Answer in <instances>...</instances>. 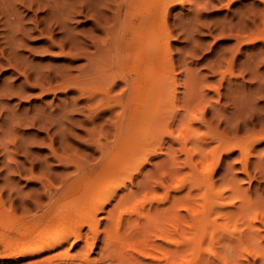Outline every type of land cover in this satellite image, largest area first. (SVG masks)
Returning a JSON list of instances; mask_svg holds the SVG:
<instances>
[{
    "label": "rangeland",
    "instance_id": "rangeland-1",
    "mask_svg": "<svg viewBox=\"0 0 264 264\" xmlns=\"http://www.w3.org/2000/svg\"><path fill=\"white\" fill-rule=\"evenodd\" d=\"M176 1L169 2L166 23L170 33L168 49L157 54V63L163 62L165 77L171 74L177 80L175 93L179 95V113L171 123L172 135L177 134V125L182 122L180 114L189 103L190 107L192 105L191 113L195 116L190 114L191 118L185 120L187 127L192 129L187 132L195 131L190 132V135L199 133L201 140L198 141L208 151L224 136L230 139L229 146L245 143L251 137L264 136V2ZM125 2L127 3L126 0H0V264H33L64 247L75 254L82 245L80 241L73 245L66 243L64 247L44 251L39 255L24 256L13 255L4 243L8 238H22L20 229L27 219L37 215L41 208H47L50 197L57 193L59 195L61 192L59 197H68L69 199L61 202L68 204L72 202V196L87 197L90 192H96L98 179L92 178L80 181L91 183L89 186L86 182L88 190L85 194H82V189L66 194L64 188L79 177L81 168L86 169L101 162V153L97 148L99 140L106 143L114 139L112 123L115 114L119 112L118 103L122 97L119 94L125 87L121 80L114 78V73L117 74L118 68H127L129 60L125 58L126 54L117 57L119 54L114 53L112 46L123 16L125 17ZM140 2L138 1V7L145 9L148 0ZM155 23L160 25L158 20ZM161 28L163 27L160 26ZM116 63H122L120 65L123 66ZM185 96L191 98L186 106ZM173 136L164 135L160 151L150 157L134 178L133 184H129L128 189H122L119 195L130 190H142V194L146 192L150 197H167V191L172 190L168 186L172 185L171 172L178 169L180 176H187L190 169L184 165L186 156L181 150L182 144L173 139ZM188 140L186 147L195 144L193 138ZM250 140L247 141L248 144H251ZM219 150L221 148L211 153L206 161L212 162V165L207 164L210 170L208 172L213 171L210 173L213 181L210 180L215 189L224 186L230 188L228 190L225 187V196L229 192L234 194V197H231L232 194L228 196L235 205L240 206L243 203L240 200L248 199L256 204L254 210H261L253 221V226L255 224L254 227L259 228V248H264V140L255 144L248 155V173L242 171L243 156L240 150L234 149L230 153ZM195 158L198 159V156ZM202 166L199 162L197 170ZM202 175L203 173L199 179L205 181L202 180V183L199 180V184L204 186L197 188L198 191L194 190L189 195V200H192L191 204L195 202L193 207L201 204L206 210L212 200L204 197L206 193L202 196L204 191H208L205 182L209 183L207 178H203L205 174ZM91 180L95 181V186ZM236 186L241 191L239 195ZM243 192L247 195L242 197ZM183 195L187 196V188L172 190L169 197H186ZM229 197L227 199L231 200ZM237 205H228L224 211L228 209V212H236V207H239ZM201 207L198 205L194 208L202 210ZM249 210L239 212L236 216L240 215L241 221L237 219L235 223L215 212L213 216L211 211L206 210L208 215H212L208 216L205 211L207 218L200 214V223L211 240L203 235L194 250H187L186 257L189 256V260L193 257L191 262L208 258V261L217 264L220 261L215 260L216 257L213 260L211 253L217 252L219 247L225 256L227 254L226 257H231L228 264H264L252 253L256 243L249 242L247 246H252L248 247L247 252L237 251V248L227 250L224 245L229 242V236L235 241L238 230L240 232L245 229L247 232L246 218ZM182 212L187 214L185 210ZM243 219L245 224L241 223ZM188 220L189 225H196L190 215L187 222ZM231 221L233 227L229 225ZM105 223V218H101V229ZM194 226L188 227L192 229H188L189 233L186 232V235L192 236L195 233ZM84 231L88 232L87 227ZM212 233L221 235L212 239ZM101 239L102 235L90 253L93 258L99 257ZM220 240L228 252L222 250L224 246ZM232 251L234 254L237 252L236 256L231 254ZM238 255L242 257L239 258Z\"/></svg>",
    "mask_w": 264,
    "mask_h": 264
},
{
    "label": "bare ground",
    "instance_id": "bare-ground-1",
    "mask_svg": "<svg viewBox=\"0 0 264 264\" xmlns=\"http://www.w3.org/2000/svg\"><path fill=\"white\" fill-rule=\"evenodd\" d=\"M126 1V6L124 5V8H126L125 17L122 15L123 20L119 25V29L117 28L118 32L115 43L113 46L111 44L112 48L114 47L113 49H115L114 53L119 54L117 57H120V54H126L125 58H128L129 60V62L126 60L128 62L127 68H118L117 74L114 73L115 76L113 75L114 78L117 77L121 80L123 87L125 86L119 94V97L122 96L118 103L119 112L115 114V120L112 123L114 129V133L112 134L114 139L112 141H107L106 143L99 140L103 143H97V148H99L101 153V162L95 166L91 165V167L89 166L86 169L81 168L82 170L80 169L81 174L79 177H77V179L75 177L76 180H73L72 183L64 188L66 189V194H73L81 189L83 191L82 194H85L88 190L87 186H90L91 183L86 181L87 184L89 183L86 185V182L80 183V181L85 178H92L96 180L98 179L96 183L97 188L95 187L97 190L93 193L90 192L91 190L89 191L91 197H88V194L87 197H70V199L73 198L71 199L72 202H69L71 204L63 203V205L61 203L64 199L68 198L59 197L61 192L59 195L57 193L58 197H55L57 195L50 197L49 206L42 209L37 205L41 208V211L32 218L30 216V219H27V222L21 227L20 233L22 238H8V240H5L4 246L7 250L9 249L13 255L22 254L24 256H35L44 251H50L57 247H64L66 243H69L70 245L79 241L82 243L79 250L76 252L77 254H71L70 251L64 247L62 250L45 258L36 260L33 264H213L211 263V260L208 261V258L205 259L206 261L196 260L195 262H191L190 260L193 259V257H191L190 260L188 259L189 256L188 258L186 257L187 250L190 248L194 250L195 246L201 242L203 235H206L203 230L205 228L202 223H200L202 215L200 216V219L198 218L199 215L203 214L207 218L205 215V211L207 210L211 211L212 215L213 212H215V214L217 213V215L228 219L229 222L230 220H234L233 222L235 223L237 219L241 221V216H236L239 212H246L250 209L249 214L251 215L248 213V215L246 214L248 217L243 213V216H245V218L247 217V232L245 229L240 232L236 229L239 234L235 231L238 234V236L235 235L236 233L234 234L236 236L235 241L233 238L230 239V236L228 235L229 242H223L225 243L224 245H226L227 250L237 248V251L242 252H247L246 250H248V247L250 246H247L249 242L256 243L258 248L256 245L255 249L252 250V253L264 262V248L261 246L259 248V245L261 244L260 240H258L260 239L259 237H261L259 234L260 231L258 230V227V229L254 227L256 226L255 224L253 226V221H255L261 210H254L253 207H255L256 204L253 203V205L251 200L244 199L240 200V202H243H241L242 204L240 206L236 204L239 206L236 207V212H228V209H226L227 211H224L228 205L236 206L228 196V194L230 195L232 193L229 192L225 196L226 188L228 189L226 186L223 188L216 187L215 189L212 182L213 180L210 178V173L213 171L208 172L210 170L209 165H207L210 163L212 165V162H206L207 158L211 156L210 154L219 148H221V150L223 149V151L225 150V153H230L234 151V149H238L242 152L243 156L242 171L248 173V155H250L251 149L254 148L255 144L264 140V136L260 135L253 138L251 137V140L246 139L247 141H251L249 142L251 144H248L247 141V143L245 142L248 144L247 146L244 142L241 144L237 143V146L236 144L229 146L230 139L225 138L224 136L218 139V144L216 146L214 145L215 147L213 146V149L211 148L212 150H206L204 147L205 145H201L200 141H198V139H200V136L198 135L199 133H195L196 135H190V132L195 131L187 132L189 129H192L187 127L188 123L185 122V120L187 121L188 117L191 118V115H193L191 113L192 105L191 107L189 106V103L187 105V102L191 100V98H187V96L189 97L188 92V95L185 96L187 101L184 103V106L187 105V108L183 111L184 113L182 112L180 114L182 122L177 125L178 132L173 136L171 123L172 120H174L175 115L179 113L177 108V97L179 95L177 96V93H175L177 80L171 74L165 77L164 73L166 71L163 70V62L157 63V54H160L161 50L165 51L168 49L170 33L166 27V23L170 9L169 2L173 3L176 0H148V2H146V7H144L145 9H140V6L138 7V5H140L138 4V1L140 2L141 0ZM259 1L264 2V0ZM156 20L159 21L160 25L155 23ZM160 26L163 28L160 29ZM111 38L114 39L113 36H111ZM125 62H123V64ZM116 64L118 65L119 63ZM114 69L115 67L113 70ZM191 97L193 98V96ZM179 121H176V123ZM157 130L161 131L158 132ZM186 132L189 135H187ZM164 135H168V137L173 136V139L178 141V143L180 141L182 146H179L186 156L184 165L190 169L187 176H180L178 174L179 172H177L178 169L172 171L170 177L172 185H167L174 191L187 188V196L169 197L172 190L170 192L169 190L167 191V197H154L152 193L153 197H150L146 192L142 194V190H138L139 192L137 190H130L119 195V192L122 191V189H128V185L133 184L132 182L134 178L141 172L142 167L149 161L150 157L156 155L160 151ZM189 138H193L195 144L191 147H186ZM214 138L217 137L215 136ZM223 146H227L226 149L225 147L223 148ZM196 155L198 156V159L195 158ZM199 162L203 165V169H200L201 171L197 170V164ZM215 164L216 163H214V165ZM201 173H203V175L205 174V176L202 175L203 178L205 177L207 178V181L209 180V183L205 182L206 190L208 187V191H204L202 196L206 193V196L204 197H208L207 200L209 201L210 199L212 200L206 210L202 208L203 206L201 207V204H198L203 211L199 210L200 208H198V210L195 209L194 207H197L198 205L193 207L192 204L194 205L195 202L191 204L192 200L191 202L189 200V195L191 193L193 194L194 190L198 191L197 188L201 189L202 186H204V184H199L202 180L205 181V179H199ZM93 181L91 180L92 184L95 182ZM237 187L238 186H236V189H238V191L234 188L233 189L239 192V195L241 194V191H239V188ZM228 190H230V188ZM243 194L242 197L247 195V193L244 192ZM233 195L234 194H232L231 197H234ZM191 197L192 196H190V198ZM227 197L231 200L227 199ZM225 200H228L229 202ZM160 206H162V208H160ZM205 206L207 205H204V207ZM183 210L187 211V216L182 212ZM208 213L209 212L206 214L208 215ZM215 214L213 216H215ZM189 215L196 221V227L194 225H189V220L187 222ZM101 218H105L106 220V223L104 224L105 226L102 229L100 227ZM208 219L204 220L206 221ZM213 219L215 218L213 217ZM232 221L231 224H229L231 226ZM210 222L207 223L210 225ZM244 222L245 220L243 219L241 223ZM192 226L195 227V233L192 236L186 235V232L192 229H189L188 227ZM85 227H87V233L85 232L86 230L84 231ZM217 232L219 233V231ZM100 235H102V242L98 251L99 257L93 258L90 256V253L97 246V241ZM216 235L212 233V239L214 236L216 238L219 237L221 233L220 235ZM207 237L209 238V236ZM210 245L212 244L210 243ZM238 247H240L239 250ZM217 248L219 249V247ZM223 248L222 250L226 251L225 246ZM218 249L217 252H214L215 255L211 253L213 260L214 257H216L215 260L218 259L223 264H228L229 258L231 259V257H226L227 254L225 256L223 254L224 252L220 249V251H218ZM231 254L233 255L234 252L232 251ZM235 254L234 256H236ZM194 255H196V251ZM240 257L242 256H239V258ZM204 258H206V256H204Z\"/></svg>",
    "mask_w": 264,
    "mask_h": 264
}]
</instances>
